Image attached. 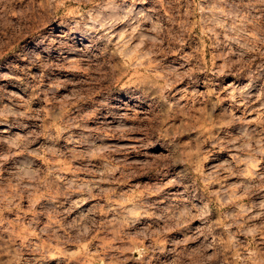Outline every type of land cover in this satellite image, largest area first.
<instances>
[{
    "label": "rangeland",
    "instance_id": "obj_1",
    "mask_svg": "<svg viewBox=\"0 0 264 264\" xmlns=\"http://www.w3.org/2000/svg\"><path fill=\"white\" fill-rule=\"evenodd\" d=\"M76 7L68 0L60 15ZM44 11L41 0H23L10 12L15 28L0 22V156L9 157L0 169V264H264V153L255 150L264 144L241 150L242 125L216 127L230 113L255 120L260 88L244 109L229 94L248 83L245 74L201 73L172 94L196 116L208 109L202 131L181 128L183 115L165 123L151 104L114 99L115 86L100 79L111 63ZM189 19L198 35L182 54L211 64L220 50ZM169 60L176 54L164 70L185 63ZM197 92H215V103L201 105Z\"/></svg>",
    "mask_w": 264,
    "mask_h": 264
},
{
    "label": "clouds",
    "instance_id": "obj_2",
    "mask_svg": "<svg viewBox=\"0 0 264 264\" xmlns=\"http://www.w3.org/2000/svg\"><path fill=\"white\" fill-rule=\"evenodd\" d=\"M74 2L77 4L76 9L70 15L62 16L60 11L68 0H41L44 14L48 16L50 24L62 27L72 36L78 47L88 49L89 55L94 53L97 59L111 63V69L100 79L106 80L110 88L115 86L114 99L118 100L121 95L127 96L129 103L135 104L138 108L151 104L153 108L160 109V119L165 123L171 114L183 115L185 123L181 124V128L190 127L202 131L200 125L207 119L208 109L202 107L200 115L196 116L190 105L181 107L172 94L176 86L184 81H188L189 85L197 84L201 73H204L205 77L208 73L219 77L231 72H235L237 76L245 74L248 83L234 87L229 99L233 104L238 103L244 109H248L251 102H254L251 91L259 87L260 92L256 99L262 107L256 110L257 118L238 119L234 113H230L231 118L227 124H217L216 127L242 125L239 137L243 142L241 150L253 147L257 139L260 144H264V127H260L259 130L247 127L250 124L264 125V83H258L264 81V0H74ZM22 5L23 0H0V22L7 21L9 29L15 28L16 25L10 19V12ZM39 12V9H33V14ZM19 17L18 12L17 18ZM192 17L196 18L197 27L203 28L199 39L207 40L211 47L220 50V56L214 57L211 64L206 65V62L195 53L189 56L182 54L183 46L189 43L191 37L198 35L191 29L189 18ZM118 28L123 31V35H118ZM233 45L237 47L233 49ZM225 49L228 50L227 55L224 54ZM133 50L139 55L135 59H130L128 53ZM173 54H176L177 60H169V64L178 63L181 59L185 63L179 68L164 70L161 65ZM215 59H221L223 63L216 65ZM149 64L152 65L151 68L148 67ZM121 85L123 87H120ZM214 95L215 92H205L201 98L199 92L194 94L201 105L205 102L214 104L211 99ZM185 99H192L187 90ZM168 135L171 136L170 131ZM255 150L264 153V148ZM8 160V156H0V169ZM260 179L264 180V177ZM261 207L264 208V205ZM141 212H144L143 208ZM260 215H264V212ZM151 250L142 249L145 254ZM147 264H151V261L149 260ZM172 264H181V259L178 257ZM183 264H187V260Z\"/></svg>",
    "mask_w": 264,
    "mask_h": 264
}]
</instances>
